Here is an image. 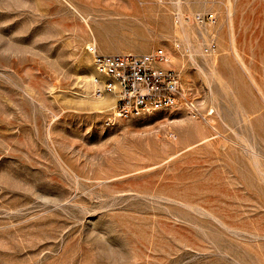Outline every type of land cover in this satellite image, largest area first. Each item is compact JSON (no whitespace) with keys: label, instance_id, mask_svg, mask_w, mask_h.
<instances>
[{"label":"rangeland","instance_id":"obj_1","mask_svg":"<svg viewBox=\"0 0 264 264\" xmlns=\"http://www.w3.org/2000/svg\"><path fill=\"white\" fill-rule=\"evenodd\" d=\"M89 43L163 50L206 119L109 122ZM0 264H264V0H0Z\"/></svg>","mask_w":264,"mask_h":264},{"label":"built area","instance_id":"obj_2","mask_svg":"<svg viewBox=\"0 0 264 264\" xmlns=\"http://www.w3.org/2000/svg\"><path fill=\"white\" fill-rule=\"evenodd\" d=\"M194 20L202 25L215 22L213 17L201 15ZM86 51L96 75L94 96L107 95L113 100L107 115L109 122L180 108L192 119H206L197 107L194 89L185 84L179 72L166 67L163 50L142 55H105L99 53L95 43H89Z\"/></svg>","mask_w":264,"mask_h":264},{"label":"bare ground","instance_id":"obj_3","mask_svg":"<svg viewBox=\"0 0 264 264\" xmlns=\"http://www.w3.org/2000/svg\"><path fill=\"white\" fill-rule=\"evenodd\" d=\"M165 62H166V65L167 66H170L171 65L170 63H172L173 61H172V58H170V57L167 56ZM95 76L96 75H95L94 70H93V73L91 75H89V77L87 78L89 80H87L88 81L87 82L88 84L85 87L86 88L85 94L87 96H91L92 97L91 104L93 105V108L94 109H99V108L101 109L104 106L106 107L107 105H111V103H113V102L111 101V99H109V97L108 98H103V97H95L94 94L92 95V92H94V90H95V84H94V78H95Z\"/></svg>","mask_w":264,"mask_h":264}]
</instances>
